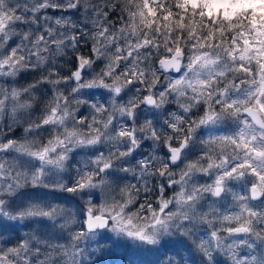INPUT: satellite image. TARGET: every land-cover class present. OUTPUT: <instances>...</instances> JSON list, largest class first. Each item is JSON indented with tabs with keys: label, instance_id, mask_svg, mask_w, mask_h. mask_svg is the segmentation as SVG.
Segmentation results:
<instances>
[{
	"label": "clouds",
	"instance_id": "obj_1",
	"mask_svg": "<svg viewBox=\"0 0 264 264\" xmlns=\"http://www.w3.org/2000/svg\"><path fill=\"white\" fill-rule=\"evenodd\" d=\"M80 5L15 29L23 59L0 76L4 158L29 174L3 211L9 235L39 231L76 264L102 249L127 252L118 264H264V0ZM89 208L106 233L81 228ZM212 232L231 250L211 258Z\"/></svg>",
	"mask_w": 264,
	"mask_h": 264
},
{
	"label": "snow or ice",
	"instance_id": "obj_2",
	"mask_svg": "<svg viewBox=\"0 0 264 264\" xmlns=\"http://www.w3.org/2000/svg\"><path fill=\"white\" fill-rule=\"evenodd\" d=\"M8 4V10L6 11L3 5ZM26 4H31L30 8H26L24 12L15 14L12 8L11 0H0V76L7 74L9 76L14 75L17 70L20 60L23 57L17 58V52L19 48L23 47V43L18 44L17 37L20 35L15 32V29L23 27L25 23H32L38 21L41 18L45 22L52 19L51 16L44 14L47 9H61L64 12L68 10L78 11L80 8V0H25ZM26 13V15H25ZM35 13V15H33ZM33 17L32 21L28 20V17ZM65 16H61L60 20L64 19ZM57 20V23L60 22ZM23 21V23H22ZM50 34L49 31L43 32L40 37L41 43H43L44 37ZM30 33H24L23 37L27 40ZM39 57V53H37ZM39 62V61H38ZM18 93L13 90V96L15 97ZM11 144L2 145L0 144V264H7L8 259L14 258L17 264H76L75 257L77 252L74 247L69 245L60 244L58 241L46 238L39 231H32L26 233L24 236L16 234V238L13 239L9 235L10 231H14L11 224H6L2 218L4 209L9 206V198L15 195L20 189L21 182L29 178V174L25 171L20 162L16 159H5L4 150L11 147ZM39 155L41 159L46 156V150L43 153L35 154ZM33 182L36 180V176H31ZM264 179V178H262ZM83 187V185H81ZM73 189L69 188V191ZM218 194V192H217ZM11 203H14L12 201ZM211 209V206H210ZM62 209L57 210L52 208L51 210H45L41 213L36 214L41 222L43 221H55L61 216ZM65 223L61 225L62 228H69L73 216L71 213L63 217ZM226 219H230L227 218ZM78 222V221H77ZM109 223L107 219L101 215H94L91 208L87 210V221L86 224H81V228L87 227L90 233L95 232L98 229H105V224ZM249 229L243 225L237 229L239 232H247ZM232 231L231 228L228 229ZM107 229H105V233ZM83 233H75L73 239H78ZM111 239L110 236L101 235V240ZM226 239V238H225ZM214 242V243H213ZM12 246L9 247L8 245ZM205 251L212 256V247L214 246L219 251H230V247L224 243L223 239L216 238V233H210V237L207 241H200Z\"/></svg>",
	"mask_w": 264,
	"mask_h": 264
},
{
	"label": "rangeland",
	"instance_id": "obj_3",
	"mask_svg": "<svg viewBox=\"0 0 264 264\" xmlns=\"http://www.w3.org/2000/svg\"><path fill=\"white\" fill-rule=\"evenodd\" d=\"M50 10H56V9H52V8L47 9L46 12H45L44 14L49 15V16H51V17H53V18L61 17V16H65V15L63 14V11H57L55 14L50 15V14H49V11H50ZM25 78L30 79L31 77H30V76H29V77H25L24 74H22V75H21V79H25ZM8 135L11 137V136L14 135V133H8ZM8 246L11 247L12 245L9 244ZM105 255H106V253H105L104 250L102 249V250H101V255L95 257V264H102V263H100V259H102L103 256H105ZM114 255H115V258L119 261L120 258H122V259H126L127 256H128V253L126 252V253H125L124 255H122V256L116 255L115 253H114ZM102 261H103V260H102ZM123 261H125V260H123ZM123 261H121V262H123ZM108 263H109V262H108ZM104 264H106V263H104Z\"/></svg>",
	"mask_w": 264,
	"mask_h": 264
},
{
	"label": "trees",
	"instance_id": "obj_4",
	"mask_svg": "<svg viewBox=\"0 0 264 264\" xmlns=\"http://www.w3.org/2000/svg\"><path fill=\"white\" fill-rule=\"evenodd\" d=\"M57 11H62L61 9H56V10H50L49 11V14L52 15V14H55ZM63 14L65 16H68V15H78V13L76 12V10H68L67 12H64L63 11ZM78 34V33H77ZM81 47L83 48L84 45L81 44ZM127 259V258H126ZM126 259H122L120 258L119 261L115 258V255L114 253H106L105 256H103L102 259H100V263L104 264H118V262H121L123 260H126ZM103 260V261H102ZM109 262V263H108Z\"/></svg>",
	"mask_w": 264,
	"mask_h": 264
}]
</instances>
